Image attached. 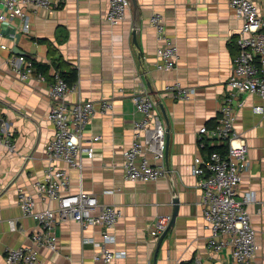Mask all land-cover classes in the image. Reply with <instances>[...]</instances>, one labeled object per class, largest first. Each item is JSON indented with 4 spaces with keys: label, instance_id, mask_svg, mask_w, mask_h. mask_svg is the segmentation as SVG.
I'll return each instance as SVG.
<instances>
[{
    "label": "crops",
    "instance_id": "obj_1",
    "mask_svg": "<svg viewBox=\"0 0 264 264\" xmlns=\"http://www.w3.org/2000/svg\"><path fill=\"white\" fill-rule=\"evenodd\" d=\"M51 1L52 12L23 7L28 29L20 16L0 21V114L10 122L17 144L14 153L0 147V264H5L8 248L32 246L30 235L40 227L24 216L18 192L36 196L34 184L46 177L50 167L67 169L69 192L82 188L96 195L101 204L121 209L110 247L125 257L113 264H235L231 248L216 253L207 245L210 229L203 217L202 190L193 175L196 157L208 156L197 132L218 124L221 103L231 92L228 80L238 55L242 22L229 0H136L138 12L131 5L126 20L118 25L107 21L109 0ZM254 1L264 10V0ZM3 12L8 15L0 8ZM156 12L163 14L167 33L178 46L179 61L173 71L156 68L157 32L150 23ZM135 22L137 44L133 41ZM13 56H24L35 64L30 78H21L10 63ZM25 69L24 63L21 71ZM54 70L66 79L76 73L69 103L91 101L97 110L82 142L84 149L93 147L95 155L89 158L83 153L82 172L60 161L51 163L46 152L56 131L48 120ZM176 81L193 91L189 100L166 92ZM140 88L156 100L169 128V174L157 182L125 177L123 153L132 143L134 122L141 118L131 96ZM241 100L244 104L237 107L235 132L247 141L249 167L237 199L252 193L257 199L248 211L259 245L255 264H264V114L253 111L263 100L254 94L237 98L238 103ZM104 101L113 103L111 112H101ZM96 136L100 140L94 142ZM36 199L37 210L59 205V200ZM175 199L179 200L175 223L160 243L163 233L154 237L151 231L159 217L172 218ZM11 220L17 222L16 230ZM102 231L99 225L83 228L78 222L62 221L55 229L58 251L37 249L45 264H104L94 258L103 241Z\"/></svg>",
    "mask_w": 264,
    "mask_h": 264
},
{
    "label": "built area",
    "instance_id": "obj_2",
    "mask_svg": "<svg viewBox=\"0 0 264 264\" xmlns=\"http://www.w3.org/2000/svg\"><path fill=\"white\" fill-rule=\"evenodd\" d=\"M235 16L242 22L237 39L238 55L228 80L231 92L224 97L219 109L218 124L213 128L206 126L197 132L201 148L208 142L226 144L228 152L222 155L213 152L203 159L197 156L193 167V175L198 178L197 185L202 190L201 206L204 220L210 229L208 247L216 253L231 248L235 264H255L259 251L256 230L251 221L248 205L257 201L254 193L242 200L237 199V191L248 170L249 147L244 137L235 132L237 107L243 106L237 98L244 94L259 96L263 103L254 106L256 114H264V10H260L254 0H229ZM110 9L107 21L118 25L127 18L131 10L130 0H109ZM33 6L52 12L51 0H0V8L8 11V15L0 13V21L15 16L22 17L25 28L29 20L23 7ZM151 25L157 32L156 68L162 71H173L179 61L177 43L167 33L166 21L161 13H153ZM1 29V28H0ZM5 48V47H4ZM10 63L21 73L23 80L30 78L34 72V63L24 56H13ZM26 64L25 71L22 64ZM54 82L50 85L48 98L51 103L48 120L56 127L52 140L46 146L51 163L60 161L67 168L82 172V156L86 151L89 158H94L93 147L84 149L82 142L84 132L97 110L93 102L79 99L71 104L67 100L75 85H70L58 70L53 71ZM140 88L131 98L141 118L134 122L133 140L124 153V171L127 180L137 182H157L169 174L167 169V126L158 111L156 100ZM176 99L189 100L193 92L185 88L180 81L166 87ZM102 113L113 110V103L104 101L100 105ZM96 136L93 141L97 142ZM0 147L9 152L17 151L15 134L9 121L0 114ZM71 178L67 169L54 171L47 169L46 177L35 182L36 196L41 200H59L57 208L37 210L35 194L19 190L18 198L24 216L31 217L38 223L40 230L30 235L32 246L8 248L5 264H45L37 248H45L57 252L59 238L56 226L62 221H75L83 228L101 226L103 241L95 260L104 264H113L117 259L125 257L122 251L113 250L110 246L115 242L114 230L122 217L120 208L114 205L101 204L96 195L85 192H69ZM171 221L170 216L159 217L155 228L151 231L154 237L166 231ZM13 230L17 222L10 221ZM35 246V247H33Z\"/></svg>",
    "mask_w": 264,
    "mask_h": 264
},
{
    "label": "water",
    "instance_id": "obj_3",
    "mask_svg": "<svg viewBox=\"0 0 264 264\" xmlns=\"http://www.w3.org/2000/svg\"><path fill=\"white\" fill-rule=\"evenodd\" d=\"M130 2H131L132 7H133L134 10H135V13H137V12H138V9H139L138 4H137V1H136V0H130ZM137 32H138V24H137V22H135V28H134V31H133V41H134L135 44H137V41H136V38H137ZM160 107H161V109L163 110L164 118L166 119L165 110H164L162 104H160ZM166 121H167V119H166ZM166 126H167V125H166ZM166 133H167V139L169 140V128H168V127H167V130H166ZM174 203H175V211H174V213H173V216H172V218H171V221H170V223H169L168 228H167L166 231L161 235L160 243H161L162 239L166 236V234L168 233V231L171 229V227H172V226L174 225V223H175V219H176V216H177V213H178L179 200H178V199H175V200H174Z\"/></svg>",
    "mask_w": 264,
    "mask_h": 264
},
{
    "label": "trees",
    "instance_id": "obj_4",
    "mask_svg": "<svg viewBox=\"0 0 264 264\" xmlns=\"http://www.w3.org/2000/svg\"><path fill=\"white\" fill-rule=\"evenodd\" d=\"M35 65V64H34ZM73 77L71 78V79H66V76L63 74L62 76L67 80V82L70 84V85H72V84H74L75 82H76V73L75 72H73ZM206 153L208 154V155H210V154H212L213 152H219L220 154H222V155H226L227 154V152H228V148H227V146L226 145H223V146H216V147H212V146H210V145H208L207 144V146H206Z\"/></svg>",
    "mask_w": 264,
    "mask_h": 264
}]
</instances>
